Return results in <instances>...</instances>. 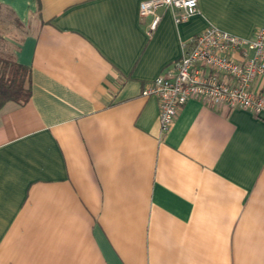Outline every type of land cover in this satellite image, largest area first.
Here are the masks:
<instances>
[{"label":"crops","instance_id":"crops-1","mask_svg":"<svg viewBox=\"0 0 264 264\" xmlns=\"http://www.w3.org/2000/svg\"><path fill=\"white\" fill-rule=\"evenodd\" d=\"M142 1L0 0L31 86L0 109V264H264V113L192 98L161 134L143 95L210 24L264 27V0L162 6L154 30Z\"/></svg>","mask_w":264,"mask_h":264},{"label":"built area","instance_id":"built-area-1","mask_svg":"<svg viewBox=\"0 0 264 264\" xmlns=\"http://www.w3.org/2000/svg\"><path fill=\"white\" fill-rule=\"evenodd\" d=\"M162 6L182 10L176 16L180 22L198 12L199 0H143L140 15H155L150 30L156 28V11ZM258 79H264V27L244 37L210 24L183 44L182 56L151 80L143 95L158 97L160 130L165 134L192 98L263 114L264 95L253 87Z\"/></svg>","mask_w":264,"mask_h":264},{"label":"trees","instance_id":"trees-1","mask_svg":"<svg viewBox=\"0 0 264 264\" xmlns=\"http://www.w3.org/2000/svg\"><path fill=\"white\" fill-rule=\"evenodd\" d=\"M30 69L0 53V109L9 101L26 103L31 97Z\"/></svg>","mask_w":264,"mask_h":264},{"label":"rangeland","instance_id":"rangeland-1","mask_svg":"<svg viewBox=\"0 0 264 264\" xmlns=\"http://www.w3.org/2000/svg\"><path fill=\"white\" fill-rule=\"evenodd\" d=\"M11 20V19H10ZM6 24V23H5ZM2 34H3V32L0 30V40H2Z\"/></svg>","mask_w":264,"mask_h":264}]
</instances>
